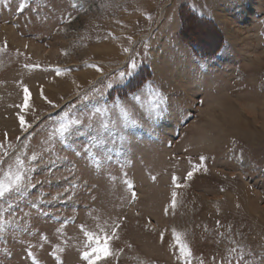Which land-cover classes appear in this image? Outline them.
<instances>
[{
  "label": "rangeland",
  "instance_id": "374dc122",
  "mask_svg": "<svg viewBox=\"0 0 264 264\" xmlns=\"http://www.w3.org/2000/svg\"><path fill=\"white\" fill-rule=\"evenodd\" d=\"M0 184V264H264V0H0Z\"/></svg>",
  "mask_w": 264,
  "mask_h": 264
},
{
  "label": "snow or ice",
  "instance_id": "6c2138e0",
  "mask_svg": "<svg viewBox=\"0 0 264 264\" xmlns=\"http://www.w3.org/2000/svg\"><path fill=\"white\" fill-rule=\"evenodd\" d=\"M133 67H135V65H133ZM58 71V70H56ZM24 107L27 108L28 107V102L30 99V93H29V89L28 88H24ZM19 123L21 125L22 129L26 128V124H25V117L23 115L19 116ZM194 172H188L187 173V179L191 180L193 178ZM23 179V177L20 174H17L15 177V181L17 184H19L21 182V180ZM178 177H173V181L175 182L176 180H178ZM177 187H179V185H177ZM12 189V185L8 184V185H3L0 184V197H3L5 195L6 192L11 191ZM173 206H175V193L173 194ZM115 228H118L119 225H115ZM88 239L90 241L88 247L91 250H85L83 252L82 258L84 261L87 262V264H97V261L100 260L103 257H107L110 255V249L108 247V245L105 243L103 245H101V243L96 242V246L93 247L92 246V242L96 241V237L94 236L93 233L88 232L87 233ZM105 239H107V237H105ZM189 253L187 252V250L182 246L181 248V255L182 256H187Z\"/></svg>",
  "mask_w": 264,
  "mask_h": 264
},
{
  "label": "bare ground",
  "instance_id": "6f19581e",
  "mask_svg": "<svg viewBox=\"0 0 264 264\" xmlns=\"http://www.w3.org/2000/svg\"><path fill=\"white\" fill-rule=\"evenodd\" d=\"M249 40V39H248ZM251 40V39H250ZM250 40L248 41V43L250 44ZM247 43V42H246ZM248 45V44H247ZM251 47V46H250ZM86 75V74H85ZM82 77H84V76H82ZM79 78V77H78ZM72 80V79H71ZM78 80H77V78L76 79H73V81L72 82H70L71 83V85L73 86L74 84H76V82H77ZM62 83V82H61ZM61 83H59L57 86V88L56 89H58V88H60V87H62L63 88V86L65 87L66 86V84L65 85H63V83L61 84ZM67 87V86H66ZM54 88V87H53ZM62 88H61V90H62ZM70 88V87H69ZM64 89V88H63Z\"/></svg>",
  "mask_w": 264,
  "mask_h": 264
}]
</instances>
